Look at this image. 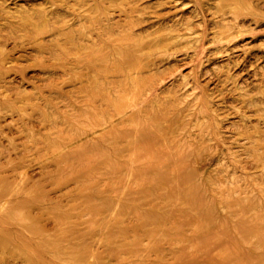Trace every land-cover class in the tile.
<instances>
[{
	"label": "rangeland",
	"instance_id": "1",
	"mask_svg": "<svg viewBox=\"0 0 264 264\" xmlns=\"http://www.w3.org/2000/svg\"><path fill=\"white\" fill-rule=\"evenodd\" d=\"M0 229V264H264V0H0Z\"/></svg>",
	"mask_w": 264,
	"mask_h": 264
},
{
	"label": "bare ground",
	"instance_id": "2",
	"mask_svg": "<svg viewBox=\"0 0 264 264\" xmlns=\"http://www.w3.org/2000/svg\"><path fill=\"white\" fill-rule=\"evenodd\" d=\"M81 156L80 155H77V157H76V159H78V158H80ZM88 167H89V165H88ZM86 169V166H83V167H81V172L82 171H84ZM161 176H160V181L161 182H164V183H166V182H168V184H170L171 185V183H169V182H171V179L170 178H167L166 177V175H163L162 173L160 174ZM157 177V176H156ZM154 178V179H153ZM174 177H172V179H173ZM158 179V178H157ZM144 180L147 182V185L149 184L150 185V190L149 191H147V192H143V193H141V195H140V201H142V202H144V204L146 203V204H149L148 202H146V201H149V200H151L153 197H154V192H155V184L157 183L156 181H155V176L154 177H147V178H144ZM174 180V179H173ZM180 181H182L181 183H185L184 181V179L182 178V177H180L179 178V182ZM184 185V184H183ZM186 185V184H185ZM157 187H158V185H156ZM177 186V185H176ZM188 187V186H187ZM171 188V187H170ZM162 189V188H161ZM181 189V188H180ZM157 190H159V189H157ZM156 190V191H157ZM163 190V189H162ZM177 190H175V191H170V193L168 194V198H169V196L171 195V196H173V197H175V192H176ZM161 192V191H160ZM178 192V191H177ZM180 192V191H179ZM178 192V193H179ZM187 192V191H186ZM185 192V193H186ZM159 193V192H158ZM162 193H164V194H166L165 192H162ZM184 193V192H183ZM182 194V193H181ZM167 195V194H166ZM177 195L178 194H176V197H177ZM163 196V195H162ZM179 196V195H178ZM155 198V197H154ZM153 198V199H154ZM162 198H164L165 200H166V197H165V195H164V197H162ZM167 198V199H168ZM171 198V197H170ZM178 198V197H177ZM182 198L185 200V201H188V204L190 205V208L193 210V208L195 209V211H197V214H196V219L198 218V220L199 219H201V214H202V212H203V208L202 207H200V203L202 202V199H201V193L197 190V188L195 187V189H191V191L188 193V195H183L182 194ZM161 199V198H160ZM176 199V198H175ZM161 200H163V199H161ZM160 200V201H161ZM180 201H182V200H180ZM161 203H164V202H162L161 201ZM142 204V203H141ZM141 204H138V207L140 206L141 207ZM168 205V204H167ZM173 205V204H172ZM172 205H170V207L172 206ZM142 206H143V204H142ZM172 207H174V206H172ZM189 207V206H188ZM166 208V207H165ZM169 208V207H168ZM190 208H188V209H190ZM170 209V208H169ZM177 209H178V207H177ZM188 209H186L185 211L183 210H177V211H175V212H172V214H171V212H170V216H166L167 214H164V212H161V211H164L162 208H161V211L159 212V211H157V210H154V208H149L148 209V211L145 213V214H143V215H136V218H137V220H138V222H137V225H138V227L140 226V227H144L145 225H147V224H151V225H154V226H156L157 225V227L158 228H160V227H163L162 225L163 224H165V222H169L171 225L172 224H174V221L176 220V218H178L177 216H185L184 218H185V223L188 221L187 220V218L189 219V221H190V216H188L187 215V213H185V212H188V211H190V212H193V211H191V210H188ZM133 211H135V209H133ZM132 211V213H134ZM166 211L167 210H165V213H166ZM123 212V211H122ZM168 212V211H167ZM189 212V213H190ZM121 213V212H120ZM124 213V212H123ZM135 213H136V211H135ZM121 215H123V214H121ZM189 215H191V214H189ZM193 217L194 216H192L191 217V219H193ZM200 217V218H199ZM119 220H120V218H118ZM118 219H116V220H118ZM195 219V218H194ZM119 220L117 221L118 223H119ZM120 222H121V220H120ZM176 225V224H175ZM182 227V226H181ZM0 230H2V229H0ZM5 230V233H6V229H4ZM3 231V230H2ZM1 233L2 232H0V235H1ZM3 233H4V231H3ZM8 233H10V232H8ZM7 234V233H6ZM5 234V235H6ZM2 235H4V234H2ZM4 235V236H5ZM12 236V235H11ZM3 238V237H2ZM4 238H7V236L6 237H4ZM3 238V239H4ZM12 238V237H11ZM1 239V238H0ZM17 239V238H16ZM8 240V243L10 244V245H12L11 244V240H10V238H8L7 239ZM4 241V240H3ZM6 241V240H5ZM1 243H3V242H1ZM7 243V244H8ZM13 243V242H12ZM41 243V242H40ZM227 243V242H226ZM2 245H4V244H2ZM25 245V244H24ZM232 245L235 247V244H233V243H231V244H229V245H226L227 247V250L228 249H230V246L232 247ZM8 246L6 245V248H7ZM39 247V249L38 250H40V246H38ZM6 248H4L5 249V251L7 250ZM9 248V247H8ZM224 248H225V245H224ZM37 253H38V255L40 256L41 254H42V251L40 250V251H36ZM232 254H230V256H231ZM39 256H37V261L39 262V264H42L41 262H40V260H39ZM228 258H230V257H228ZM231 258H233L232 256H231Z\"/></svg>",
	"mask_w": 264,
	"mask_h": 264
}]
</instances>
